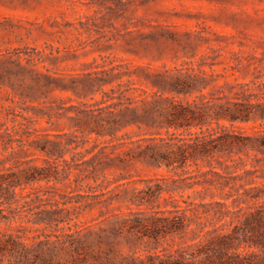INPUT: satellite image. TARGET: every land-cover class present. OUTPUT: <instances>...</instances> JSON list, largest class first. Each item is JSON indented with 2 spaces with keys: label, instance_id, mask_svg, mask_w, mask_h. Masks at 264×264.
I'll list each match as a JSON object with an SVG mask.
<instances>
[{
  "label": "rangeland",
  "instance_id": "obj_1",
  "mask_svg": "<svg viewBox=\"0 0 264 264\" xmlns=\"http://www.w3.org/2000/svg\"><path fill=\"white\" fill-rule=\"evenodd\" d=\"M190 67L204 71L210 82L203 100L261 104L262 109L253 108V120L236 122L234 128L248 133L263 128L264 0H0V123L11 134L6 141L13 140L7 149L0 144V166L1 160L9 164L11 159L22 167L39 165L57 172V179L18 187L13 208L24 212L39 203L85 201L80 195L103 193L104 203L77 210L80 225L97 223L112 212L150 209L130 199L173 172L136 160L128 170L102 168L92 178L87 163L91 154L85 150L91 144L75 149V143L66 142L81 137L78 112L102 98L97 89L105 81V91L143 87L156 92L161 77L186 73ZM100 71L111 76L99 80L105 75ZM197 96L201 93L180 98L192 101ZM220 124L231 126L227 120ZM125 132L134 138L151 134L133 126L118 138ZM40 142L49 150L66 147L63 156L47 154ZM242 156L256 172L255 182L264 183L256 176L264 174V154L250 151ZM189 171L196 174L198 169L191 166ZM193 191L173 196L185 205L181 199ZM165 199L170 201L171 194L163 193L156 205L163 208ZM210 209L213 214L220 207ZM211 223L221 222L214 218ZM20 224L41 227L14 223ZM101 226L106 224L95 229ZM161 243L156 248L153 240L135 241L136 255L158 253L171 239ZM122 246L125 254L132 253L127 244Z\"/></svg>",
  "mask_w": 264,
  "mask_h": 264
},
{
  "label": "trees",
  "instance_id": "obj_2",
  "mask_svg": "<svg viewBox=\"0 0 264 264\" xmlns=\"http://www.w3.org/2000/svg\"><path fill=\"white\" fill-rule=\"evenodd\" d=\"M99 73L105 74L99 80L111 76L108 71ZM106 82L97 89L102 98L78 112L76 131L81 137L66 142L75 143V149L91 144L85 149L91 154L87 163L93 175L88 176L97 179L95 172L102 168L128 170L136 160L174 175L158 177L163 183L140 190L130 199L131 204L150 209L112 212L97 223L80 225L77 210L104 203L100 200L103 193L80 195L85 201L39 203L24 213L13 208L17 188L57 179V172L39 165L22 167L19 160L9 159V164L1 160L0 264H264V183L255 182L256 172L242 156H249L250 151L264 154V127L252 133L233 127L236 122L253 120V108L262 109L261 104L203 100L210 82L204 71L194 67L161 77L156 92L143 87L105 91ZM195 92L201 96L192 101L180 98ZM222 120L231 126L221 125ZM3 125L0 144L7 149L13 140L6 141L11 134L1 130ZM133 126L151 134L134 138L125 132L118 138ZM108 139L116 142L104 145ZM39 144L41 150L58 157L66 148L49 150L45 142ZM191 166L197 167L196 174L189 171ZM256 176L264 178V174ZM190 189L193 194L181 199L185 205L173 196ZM163 193L172 199H165L162 208L156 202ZM74 203L78 205L69 206ZM214 207L220 210L212 214ZM224 207L226 211L221 210ZM214 218L221 223L212 225ZM24 221L41 227L14 225ZM101 223L106 226L95 229ZM169 238L171 243L160 252H150L145 258L136 255L135 241L153 240L159 248ZM123 243L132 253L125 254Z\"/></svg>",
  "mask_w": 264,
  "mask_h": 264
}]
</instances>
